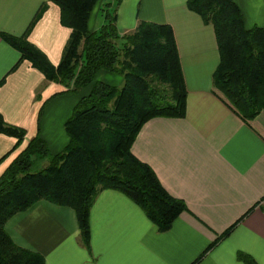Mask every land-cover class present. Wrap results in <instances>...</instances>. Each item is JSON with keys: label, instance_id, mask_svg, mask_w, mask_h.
<instances>
[{"label": "crops", "instance_id": "1", "mask_svg": "<svg viewBox=\"0 0 264 264\" xmlns=\"http://www.w3.org/2000/svg\"><path fill=\"white\" fill-rule=\"evenodd\" d=\"M187 1L99 0L89 20L90 29L98 30L105 9H116L121 33L133 31L141 20L172 26L187 88L186 115L150 119L132 151L155 170L170 194L185 202L186 210L170 229L160 231L124 193L102 190L90 211L87 247L73 208L37 201L13 215L5 228L16 244L41 253L45 264H245L239 252L264 264V110L245 121L220 96L213 82L220 63L214 27ZM235 1L248 28L264 26V0ZM43 6L28 39L57 65L72 30L62 25L60 7L51 0H0V32L26 34ZM20 58L0 35V113L26 131L15 150L17 139L0 132V179L36 137L52 154L64 150L66 122L90 89L65 92L29 60L12 71ZM106 73L98 77L108 83ZM120 79L117 86L124 82Z\"/></svg>", "mask_w": 264, "mask_h": 264}, {"label": "trees", "instance_id": "2", "mask_svg": "<svg viewBox=\"0 0 264 264\" xmlns=\"http://www.w3.org/2000/svg\"><path fill=\"white\" fill-rule=\"evenodd\" d=\"M51 1L60 7L62 25L72 30L59 64H53L28 39L43 6L26 34L0 32L21 53L12 71L29 60L48 80L64 85L65 92L90 89L81 95L66 122L69 143L64 150L52 154L36 137L1 177L0 264H45L41 253L16 244L5 228L13 215L40 200L73 208L87 247L90 211L102 190L124 193L160 231L170 229L186 210L185 202L170 194L155 170L132 151L147 121L186 115L187 88L172 26L141 20L133 31L121 33L116 9H105V23L91 30L89 20L99 0ZM187 4L214 27L220 52L213 75L215 88L245 121L254 119L264 110V26L248 28L235 0H188ZM103 70L123 76V84L97 79ZM0 132L17 139L14 150L26 136L23 128L8 124L1 113ZM35 157H49V164L32 171ZM233 227L210 244L202 257ZM238 259L259 264L245 252H239Z\"/></svg>", "mask_w": 264, "mask_h": 264}, {"label": "rangeland", "instance_id": "3", "mask_svg": "<svg viewBox=\"0 0 264 264\" xmlns=\"http://www.w3.org/2000/svg\"><path fill=\"white\" fill-rule=\"evenodd\" d=\"M131 32V31H130ZM108 72H110V75H109V73L107 74L106 73V78L108 79V83H111V84H115L116 85V83H119L118 81H120L121 79L120 78H122V76L120 75V74H117V73H115V72H111V71H108ZM102 74V73H101ZM104 74V73H103ZM102 74V75H103ZM99 76V75H98ZM97 76V79H99V77ZM104 76V75H103ZM49 160H50V158L49 157H45V158H39V157H35V159H34V163H33V165H32V171H38V170H40L41 168H43V167H45V166H47L48 164H49Z\"/></svg>", "mask_w": 264, "mask_h": 264}]
</instances>
